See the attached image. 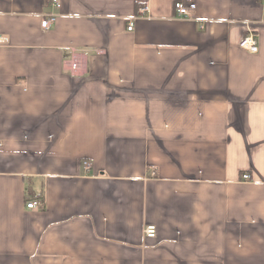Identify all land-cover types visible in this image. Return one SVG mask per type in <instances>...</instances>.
<instances>
[{
	"label": "crops",
	"instance_id": "crops-1",
	"mask_svg": "<svg viewBox=\"0 0 264 264\" xmlns=\"http://www.w3.org/2000/svg\"><path fill=\"white\" fill-rule=\"evenodd\" d=\"M52 1L0 0V264H264V0Z\"/></svg>",
	"mask_w": 264,
	"mask_h": 264
},
{
	"label": "built area",
	"instance_id": "built-area-1",
	"mask_svg": "<svg viewBox=\"0 0 264 264\" xmlns=\"http://www.w3.org/2000/svg\"><path fill=\"white\" fill-rule=\"evenodd\" d=\"M53 6L56 7H60V3L58 0H53L52 1ZM174 9H175V16L177 18H181V19H193V13L196 11V7L194 5L191 4H186L182 1H178L175 3L174 5ZM148 13V7L147 6H142L141 8H139L138 10V18H142L144 16H146ZM57 20V16L53 15V14H48L45 15L41 21V27L46 30L49 31L51 29V27L56 23ZM203 28V26H202ZM133 30V25L130 24L128 26V31H132ZM6 40L2 37H0V44L5 43ZM240 48L242 50H245L249 53L252 54H257L259 51V47H258V41L255 38V36H253L252 34H249L247 36H245L243 38V40L240 43ZM78 67L77 63H74L72 65V69L76 70ZM0 112H1V105H0ZM85 167L87 169H89L90 165L88 163H85ZM244 181H251V176L248 174H245L244 176H242ZM38 206V202L36 201H31L28 203V209H35ZM157 234V230L155 226H148L145 229V235L147 238H155Z\"/></svg>",
	"mask_w": 264,
	"mask_h": 264
}]
</instances>
